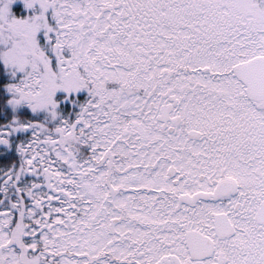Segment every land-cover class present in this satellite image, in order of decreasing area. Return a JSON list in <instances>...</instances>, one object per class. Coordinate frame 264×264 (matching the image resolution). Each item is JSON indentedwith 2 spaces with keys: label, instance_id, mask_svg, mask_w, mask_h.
<instances>
[{
  "label": "snow or ice",
  "instance_id": "obj_1",
  "mask_svg": "<svg viewBox=\"0 0 264 264\" xmlns=\"http://www.w3.org/2000/svg\"><path fill=\"white\" fill-rule=\"evenodd\" d=\"M0 264H264V0H0Z\"/></svg>",
  "mask_w": 264,
  "mask_h": 264
}]
</instances>
